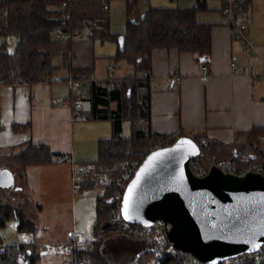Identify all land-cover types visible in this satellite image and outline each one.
<instances>
[{"label":"crops","instance_id":"crops-1","mask_svg":"<svg viewBox=\"0 0 264 264\" xmlns=\"http://www.w3.org/2000/svg\"><path fill=\"white\" fill-rule=\"evenodd\" d=\"M249 1L247 39L254 46L253 49L245 48L224 21L221 16L222 1L207 0L209 10L201 12L198 20L213 25L209 63H204L205 58L194 53L173 48L155 49L152 52V131L162 135H178L181 131L192 136L202 135L207 148L201 158L210 169L219 161L237 159L242 147L249 145V149L264 142L261 134L252 132L254 129H264V0ZM198 3L199 0H149L146 4L143 0L142 7L192 8ZM105 5L108 6L106 12L111 32L124 34L127 23L126 0H108ZM118 49L117 43L112 41L75 39L71 45L69 63L73 68H93L97 80L123 78L125 76L117 74L118 70L121 71L120 67L131 74L133 67H118L111 63V57L117 54ZM244 60L254 63L255 70H243L241 62ZM232 61L239 63L236 70L231 67ZM55 66L59 73H54L50 82L0 85V157L5 158L15 147L27 141L49 145L53 153L66 155L67 159L50 165L26 168L23 178L27 184L28 169L33 168L31 172L40 189L48 192V202H60L61 191H64L65 200L71 201L75 208L77 199L71 188L76 187L89 168L82 165V161L95 160L98 151L96 144L105 138L102 135H106V127L101 121L76 120L75 107L72 105L75 93L72 89L68 92V89L63 88L69 82L65 80L68 70ZM174 71L177 76L173 74ZM88 88V83L84 82L81 91L88 92ZM13 125L29 127L14 132ZM18 152L19 148L14 150V153ZM246 153L251 155L248 150ZM10 170L15 178L14 170ZM44 204L40 198L36 206L41 210ZM137 241L141 244L135 264L140 260L147 261L144 254L150 248V241L123 235L105 240L104 255L111 263L107 256L110 250L122 249L126 243ZM32 242H37L41 248V243L36 240ZM41 256V264H69L68 254L45 256L41 253ZM155 261L152 258L146 264Z\"/></svg>","mask_w":264,"mask_h":264},{"label":"trees","instance_id":"trees-1","mask_svg":"<svg viewBox=\"0 0 264 264\" xmlns=\"http://www.w3.org/2000/svg\"><path fill=\"white\" fill-rule=\"evenodd\" d=\"M142 1L126 0V32L121 35L111 32L109 16L104 10L108 0H0V38L4 39L0 45V85L50 82L57 69L53 59L59 54L62 67L68 70L66 82L73 79L89 85L88 92L73 91L76 92L72 104L75 107L74 117L111 124L112 136L98 142L99 156L96 160L81 163L89 168L77 183H80L79 189L84 193L95 188L102 176L109 179L103 193L95 200L93 234L102 237L93 246L87 245L83 250L70 253L69 264H111L104 255V243L108 238L120 235L121 231L115 222V204L111 199L130 164L141 159L146 149L170 138L175 142L180 137H191L200 149L199 156L207 148L202 135L192 136L184 131L178 135L153 132L150 104L152 52L155 49L173 48L191 52L205 58L204 63H209L213 25L198 20L201 12L209 10L207 0H199L198 5L192 8H144ZM63 4L66 6L61 9ZM249 8V0H245L240 7L246 12ZM57 29L68 33L71 39L59 40ZM121 36L125 40L123 51L118 43ZM10 37L18 40L12 53L7 50ZM78 38L116 42L119 49L111 58L116 62L126 60L133 65L134 74L97 80L93 68H73L69 63L71 45ZM78 103L82 104V108L76 107ZM125 121L130 122L128 136L123 135ZM28 127L13 125L12 130L20 132ZM252 132L264 137V129ZM248 146L242 147L239 154L243 155L248 150L253 154V161L264 163V154L255 147L247 149ZM18 148L19 152L14 153ZM66 157L53 153L49 145L30 141L21 143L5 156L10 160L9 166L18 169L22 176L28 167L50 165ZM9 222H18L20 233H37L36 224L23 210L0 207V228ZM148 241L150 248L144 255L148 260H157L160 257L157 246L154 241ZM40 250L37 242L4 245L0 239V264H41ZM148 260H140L137 264H146ZM162 263L184 264L177 259H165Z\"/></svg>","mask_w":264,"mask_h":264},{"label":"water","instance_id":"water-1","mask_svg":"<svg viewBox=\"0 0 264 264\" xmlns=\"http://www.w3.org/2000/svg\"><path fill=\"white\" fill-rule=\"evenodd\" d=\"M118 43L123 51V36ZM199 153L190 137L152 152L124 193V219L142 226L167 222L174 246L209 264L256 250L264 243V177L227 174L215 166L196 177L190 160ZM14 181L10 169L0 168V187Z\"/></svg>","mask_w":264,"mask_h":264},{"label":"built area","instance_id":"built-area-1","mask_svg":"<svg viewBox=\"0 0 264 264\" xmlns=\"http://www.w3.org/2000/svg\"><path fill=\"white\" fill-rule=\"evenodd\" d=\"M223 3V7L221 9V16L223 17L226 24L231 28L233 34L237 39H240L245 48L253 49L254 46L247 39L248 32V22H247V12L240 9L241 4L245 0H220ZM144 3L148 4L149 0H144ZM66 4L60 6L61 9H64ZM104 9L107 10L108 6L105 5ZM56 37L59 40H69L71 36L68 33H65L61 29L56 30ZM239 63L236 61L231 62V67L233 70L238 68ZM242 69L245 71L255 70V64L249 62L248 60H244L241 62ZM175 75V71L173 73ZM264 74V69H263ZM177 76V75H175ZM178 80L179 78L176 77ZM22 82V79H19ZM85 81L80 80H69L70 86L73 88L72 90H81ZM76 88V89H75ZM77 108H82V104L78 103L76 105ZM174 143L173 139L170 138L168 141L164 143H155L151 148L146 149L143 152L142 158L134 161L130 164L128 169L126 170L123 178L117 184L116 192L112 202L115 204V222L120 226L121 231L120 235L127 236L137 240H152L155 242L157 249L159 251V258L153 264H163L162 262L165 259H177L182 260L184 264H209L198 259L194 254L185 252L177 249L174 244L169 239L170 232V224L164 221H156L155 224L151 226H142L139 224H134L126 221L122 214V204H123V196L124 193L131 182V180L136 175L139 167L143 163V161L154 151L168 147ZM253 156L245 153L243 155L238 156L237 159H233L232 161H219L215 167L222 170L227 174L232 175H245L248 173L259 174L264 177V163L253 161ZM190 168L192 173L196 177H206L210 168L206 167L203 163L201 156L197 155L191 158L190 160ZM15 229L19 228V223L16 222L13 224ZM118 234V233H117ZM102 236L94 237L92 240L88 241L86 236L83 234L77 233L74 231H68L67 239L63 242L58 243H48L44 244V252L45 256H52L56 254H70L73 251L83 250L87 245L93 246L95 241H98ZM245 262H253L256 264L264 263V243L258 247L256 250L247 252L245 254L235 256L232 258H227L223 260L221 263L217 264H244Z\"/></svg>","mask_w":264,"mask_h":264},{"label":"rangeland","instance_id":"rangeland-1","mask_svg":"<svg viewBox=\"0 0 264 264\" xmlns=\"http://www.w3.org/2000/svg\"><path fill=\"white\" fill-rule=\"evenodd\" d=\"M79 39V38H78ZM4 39L0 38V45L3 43ZM8 47L7 50L9 52H13L18 43L17 38L10 37L7 40ZM111 63L120 67L121 65H127L129 67H133V65L129 64L126 60L114 61L111 58ZM53 64L58 67H62V57L61 55H55L53 59ZM129 64V65H128ZM131 65V66H130ZM117 67V68H118ZM120 67L121 71L118 70L117 74L120 76H131L134 74L135 70L133 67V73L129 72L126 69ZM57 70V69H56ZM132 70V68H131ZM59 70L55 72L58 74ZM131 74V75H130ZM122 78V77H120ZM124 78V77H123ZM68 84V83H67ZM63 86L68 92L70 89H73L70 84ZM89 87V85H88ZM76 89V88H75ZM78 91V90H75ZM76 93V92H74ZM77 118L76 120H79ZM88 122V121H87ZM97 122V121H96ZM101 123L106 127V135H102L104 139H108L112 136L111 124L108 121H101ZM123 132L124 135H130V122L125 121L123 123ZM111 135V136H110ZM103 140V139H101ZM99 142V141H98ZM97 150H98V144ZM262 144L258 143L256 149L262 152ZM151 148V147H149ZM148 148V149H149ZM95 155V160L99 156V152L97 151ZM85 161H93V160H85ZM82 161V162H85ZM263 163V162H262ZM10 160L7 158L0 157V167L2 168H10L14 170L15 173V181L14 184L9 188L0 187V207L2 206H10L13 208L21 209L25 212L29 220H33L37 226V233L30 234L27 233L22 235L18 231V229L13 228V222L7 223L5 227L0 228V239L3 241L4 245H14L21 244V242H32L34 240L41 243V251L44 252L43 245L46 242H53L56 240H65L67 239V233L69 230H75L79 234H83L86 236L87 240H92L95 236L93 234V226L95 222V200L98 196L103 193V188L105 184L108 183V177L102 176L101 182L95 187L91 188L84 193L80 191V183L76 185V187L71 188V192L73 196L76 197L77 202L75 208L71 205V201L65 200L66 193L61 191L60 197L61 201L58 203L48 202V192L43 188L40 189L38 183L34 175L31 172L30 168L28 169V183L25 184L22 173L16 169L11 168ZM78 182V181H76ZM40 198L43 199L44 208L38 209L36 204L40 201ZM70 199V198H69ZM76 219V221H74ZM76 223V226L74 225ZM43 243V244H42ZM138 244V245H137ZM140 242H129L126 243L122 249H112L107 253V256L112 264H135L137 259V252L139 251ZM43 252H41L43 254ZM63 255V254H56ZM69 255V254H68Z\"/></svg>","mask_w":264,"mask_h":264},{"label":"snow or ice","instance_id":"snow-or-ice-1","mask_svg":"<svg viewBox=\"0 0 264 264\" xmlns=\"http://www.w3.org/2000/svg\"><path fill=\"white\" fill-rule=\"evenodd\" d=\"M131 191V190H130Z\"/></svg>","mask_w":264,"mask_h":264}]
</instances>
